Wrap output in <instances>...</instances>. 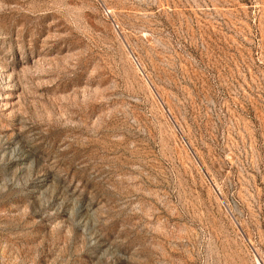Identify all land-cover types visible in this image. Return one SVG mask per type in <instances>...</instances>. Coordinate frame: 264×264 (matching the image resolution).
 I'll list each match as a JSON object with an SVG mask.
<instances>
[{
    "label": "rangeland",
    "instance_id": "rangeland-1",
    "mask_svg": "<svg viewBox=\"0 0 264 264\" xmlns=\"http://www.w3.org/2000/svg\"><path fill=\"white\" fill-rule=\"evenodd\" d=\"M0 264H264V0H0Z\"/></svg>",
    "mask_w": 264,
    "mask_h": 264
}]
</instances>
